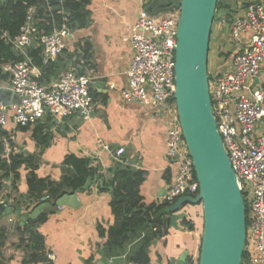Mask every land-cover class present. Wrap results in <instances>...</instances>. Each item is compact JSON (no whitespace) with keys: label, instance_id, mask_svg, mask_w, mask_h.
<instances>
[{"label":"crops","instance_id":"0c3cea01","mask_svg":"<svg viewBox=\"0 0 264 264\" xmlns=\"http://www.w3.org/2000/svg\"><path fill=\"white\" fill-rule=\"evenodd\" d=\"M59 1L60 12L65 15L63 0ZM144 1H84L79 11L81 20L74 22L69 28L71 38L54 62V73L46 76L41 84H54L65 70L88 76L92 97L90 116L72 114L57 124L51 121V125H47L45 130L47 145L41 149L33 139L34 125L27 128L15 125L9 111L8 123L3 133L6 141L0 145V156L34 155L38 164L36 174L39 177H51L55 181L73 172L63 164L68 154L88 159L105 177L110 176L116 166L128 167L142 172V180L137 184L142 203L148 205L163 202L162 197L176 170V166L170 165L165 155L166 117H155L147 107L121 98V90L127 85L126 69L133 55L129 41L130 27L137 19L139 10L151 2ZM226 2L229 4L228 8L218 14V28L215 24L212 27L210 52L212 46L216 51L219 49L227 52L228 33L225 34L226 30L222 31L223 26H229L236 17L242 15L248 3H264V0ZM40 4L42 7L37 17L39 23L48 24L52 19L56 21L54 8L49 2L44 0ZM166 12L152 15L160 17ZM224 18L227 22L222 24ZM220 39L224 40V45L219 43ZM34 46L37 45L34 44L31 48ZM34 65L41 71L40 66ZM209 69L208 61V71L211 72ZM213 69V72L220 70L216 63ZM4 76L0 72V97L12 100L13 95L8 91L10 81ZM260 78L264 81V69ZM10 135L12 140L8 138ZM119 147H123L124 151L117 158L115 151ZM26 176L27 169L22 165L19 168L16 190L11 189V175L1 179L0 203H13L15 197L26 193ZM101 186L97 181L88 190L78 193L79 205H64L55 211H47L44 219L35 223L34 227L43 236L48 259L47 262L35 264H178L183 256L186 257V264L188 258H196L203 221L202 209L193 205H185L180 210L191 220V230L181 220H178L177 228L171 226L169 221L154 228V231L159 230L160 233L145 248L146 262H131L128 258L135 250L139 237L132 239L122 249L107 250V235H101L100 231H105L106 234L110 228L118 229L121 223L115 219L111 209V191L103 190ZM23 225L14 213L4 215L0 212L2 264H24L23 261L28 256L27 236L18 230V226Z\"/></svg>","mask_w":264,"mask_h":264},{"label":"built area","instance_id":"2783aa9c","mask_svg":"<svg viewBox=\"0 0 264 264\" xmlns=\"http://www.w3.org/2000/svg\"><path fill=\"white\" fill-rule=\"evenodd\" d=\"M41 2L29 5L25 21L14 37L3 33L14 58L1 65L8 75L10 89L18 95V104L0 100V145L11 111L15 125L29 127L48 115L55 124L66 116L89 117L92 112L90 78L65 70L54 84L39 82L41 71L30 55L31 47H40L43 65L53 63L66 48L71 32L64 20L40 24ZM146 3V0L144 1ZM179 8L162 16L150 14L145 7L130 27L133 55L126 69L127 85L121 90L126 102L147 107L155 117H166L165 155L176 166L162 201L195 196L198 182L180 128L174 100L176 30ZM50 26V30L46 27ZM229 38L238 44L221 70L211 73L209 95L213 116L223 146L235 173L246 209V237L241 264H264V3L251 2L228 29ZM258 79V82H254ZM10 140L13 137L8 136ZM124 151L119 147L115 157ZM6 208L10 205L2 201ZM194 258L186 264H190Z\"/></svg>","mask_w":264,"mask_h":264},{"label":"water","instance_id":"95a60500","mask_svg":"<svg viewBox=\"0 0 264 264\" xmlns=\"http://www.w3.org/2000/svg\"><path fill=\"white\" fill-rule=\"evenodd\" d=\"M217 1L179 0L173 94L178 122L198 182V193L179 197L166 210L170 213V225L177 228L178 220L185 216L179 209L186 204L201 203L203 224L198 264H241L246 209L217 131L209 95L208 52ZM8 91L13 99L0 97V100L8 105L18 104V95L11 89ZM97 181L102 185L97 177L87 178L79 189L65 193L53 202L44 197L30 212L9 207L3 214L14 213L23 225L43 211H55L64 205L76 207L79 205L78 193L88 190ZM185 258L181 257L178 264H184Z\"/></svg>","mask_w":264,"mask_h":264},{"label":"trees","instance_id":"16d2710c","mask_svg":"<svg viewBox=\"0 0 264 264\" xmlns=\"http://www.w3.org/2000/svg\"><path fill=\"white\" fill-rule=\"evenodd\" d=\"M47 1L54 8V15L58 25L62 23L64 17L69 28L73 26L74 22L81 20L79 11L85 0H63L62 5L66 8L65 15L60 12L61 5L59 0ZM37 2H44V0H5L3 3L0 0V66L14 58L13 51L5 37H3V33H7L11 37L17 35L20 26L25 21L26 8ZM228 6L229 4L226 0L217 1L213 23L218 19V14L224 8L227 9ZM174 8H179V0H151L149 4L145 5V9L151 14L166 12ZM46 29L50 30V26H47ZM40 52L39 46H34L30 49L33 62L41 67L42 74L40 75L39 82L42 83L46 76L54 73L55 64L53 62L43 65ZM0 72L3 73L1 69ZM211 73L208 71L209 79ZM4 75L8 77L7 74L4 73ZM46 80L49 79L47 78ZM47 125H51V118L48 115L33 126V139L36 146L41 149L47 145V132H45L48 127ZM63 164L69 166L73 172L70 175L62 176L59 181H55L51 177H39L36 174L38 164L34 155L9 154L6 158L0 156V190L2 186L1 179L9 175L12 176L11 189L16 190V181L19 179V168L24 165L27 169V191L24 195L15 197L13 203L9 204L10 207L21 212H30L34 207L42 203L44 197L46 200L53 202L57 197L65 193L71 194L74 190L79 189L87 178L97 177L98 180L102 181L101 189L111 191V209L115 219L121 223L118 229L110 228L106 231V234L105 231H100L101 235H107L105 242L106 249L110 251L122 249L132 239L139 237L135 250L131 252L128 258L131 262H146L145 248L150 240L160 233L159 230L154 231V228L162 225L163 222L167 223L169 221L170 213L166 209L178 198L170 202L164 201L159 204L151 203L145 205L142 203V196L137 189L138 182L142 180V172L134 171L124 166H116L111 175L105 177L99 173L94 165L90 164L88 159L73 154L66 155ZM186 205L201 208V203ZM182 207L179 209V212ZM5 208L3 203H0L1 213ZM46 212L43 211L37 218L28 219L23 226H18V230L27 236L28 256L24 259V264L48 261L47 253L44 249L43 236L34 227L35 223L44 219ZM180 220L189 230L193 228L191 220L187 217L184 216ZM198 255L199 251L196 258L190 264H198ZM187 261L189 262L190 259L188 258ZM0 264H2L1 259Z\"/></svg>","mask_w":264,"mask_h":264},{"label":"rangeland","instance_id":"374dc122","mask_svg":"<svg viewBox=\"0 0 264 264\" xmlns=\"http://www.w3.org/2000/svg\"><path fill=\"white\" fill-rule=\"evenodd\" d=\"M218 20V19H217ZM217 20L216 21H214V23L212 24V27H213V25L215 24V27L216 28H218V26H217ZM226 23L227 21L225 20V18H224V20H223V22H222V24L223 23ZM220 24V23H219ZM231 24V23H230ZM230 24H229V26H230ZM229 26H223V32H224V30H226V32H225V34H227L228 33V29H229ZM227 27H228V29H227ZM212 35V34H211ZM223 38H224V36H223ZM221 40V39H220ZM219 43H221L222 45H224V40L222 41H220ZM211 44V43H210ZM237 47H238V44L236 43V42H233L230 38H229V36H228V43H227V49H228V54H227V52H224L223 50H215L214 49V47L212 46L211 47V52H210V50H209V52H208V61H209V64H210V71L211 72H213V68H214V65H215V63H216V66L221 70L222 68H223V66L225 65V62L226 61H224V60H227V58L230 56V54L231 53H233L236 49H237ZM209 49H210V45H209ZM226 53V54H225Z\"/></svg>","mask_w":264,"mask_h":264}]
</instances>
